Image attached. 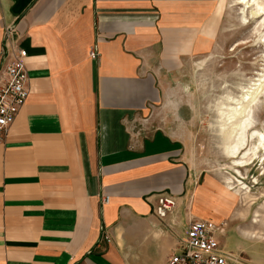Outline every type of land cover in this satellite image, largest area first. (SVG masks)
<instances>
[{
    "label": "crops",
    "instance_id": "crops-1",
    "mask_svg": "<svg viewBox=\"0 0 264 264\" xmlns=\"http://www.w3.org/2000/svg\"><path fill=\"white\" fill-rule=\"evenodd\" d=\"M226 3L0 0L28 90L0 139V264H165L190 219L239 220L225 252L264 264L259 221L207 175L195 185L168 108L184 67L218 53ZM161 192L176 206L160 220Z\"/></svg>",
    "mask_w": 264,
    "mask_h": 264
},
{
    "label": "rangeland",
    "instance_id": "rangeland-1",
    "mask_svg": "<svg viewBox=\"0 0 264 264\" xmlns=\"http://www.w3.org/2000/svg\"><path fill=\"white\" fill-rule=\"evenodd\" d=\"M228 1L233 3L229 8L227 5L222 30L224 33L221 36L218 53L211 57H196L184 67L179 74V80L170 85L168 108L174 117L173 123L178 124L177 137L184 142L195 185H206L207 175L216 182V186L217 182L220 183L219 186L222 185L223 196L234 199L233 194L237 192L242 197L238 200L244 207H241L239 212L245 211L246 208L250 212L247 219L241 220L242 223L259 221L258 237L264 239V139L260 147L256 138L250 139V131L245 134L244 151L252 149L253 153L241 158L243 151L236 156L238 160L247 158L240 166L231 164L230 159L220 149L222 132L219 134L220 130L217 127L218 108L226 104L228 99L237 98L241 89L243 92L250 90V83L255 75L261 74L264 70V46L258 41L253 21L247 20L242 24L236 0ZM252 113L251 129L264 134V94L258 96ZM253 144L254 147L251 146ZM226 179L231 182L230 191L224 188ZM257 187L262 190L254 194L253 189ZM252 205L258 206L252 209L254 215L250 210ZM237 224L239 220L226 222V225L219 224L222 232L217 239L220 242L223 238V251L233 247V236L226 232H234ZM254 235L257 236L256 233ZM181 237L183 233L179 238ZM228 254L234 261V254L231 252Z\"/></svg>",
    "mask_w": 264,
    "mask_h": 264
},
{
    "label": "built area",
    "instance_id": "built-area-1",
    "mask_svg": "<svg viewBox=\"0 0 264 264\" xmlns=\"http://www.w3.org/2000/svg\"><path fill=\"white\" fill-rule=\"evenodd\" d=\"M90 56L94 55L90 53ZM26 57V51L18 45L14 27H5L0 47V139L27 97V79L23 63ZM107 202L108 198L103 197L102 203ZM175 206L176 200L173 196L157 193L153 213L161 220L169 215ZM221 232V225L212 221L190 219L183 237L176 241L165 264H233L231 255L223 251L217 239Z\"/></svg>",
    "mask_w": 264,
    "mask_h": 264
},
{
    "label": "bare ground",
    "instance_id": "bare-ground-1",
    "mask_svg": "<svg viewBox=\"0 0 264 264\" xmlns=\"http://www.w3.org/2000/svg\"><path fill=\"white\" fill-rule=\"evenodd\" d=\"M226 1L228 8L231 7V3L233 2ZM221 2H223V0H220V3ZM236 2L238 5L237 12L239 20L242 21V24H245L247 20L253 21L258 35V41L264 46V0H236ZM261 72V74H256L255 78L250 83V90L247 89L248 86L245 92L241 89V93L237 98L228 99L226 104H222V106L218 108L219 122L217 127L220 130L219 134L222 132V148L220 149L223 150L226 157L230 159L231 164L234 165L240 166L242 163H245L247 159L238 160L236 156L246 150L245 134L248 131H250V139L256 138L260 147L263 145L262 140L264 139V134L251 129L253 108L257 104L258 96L264 94V70ZM251 146L254 147V144ZM249 153H253V150L248 149L244 151L241 158ZM248 160H250V158H248ZM230 184V180L227 179V186L232 189ZM242 187L243 186H241V188Z\"/></svg>",
    "mask_w": 264,
    "mask_h": 264
}]
</instances>
